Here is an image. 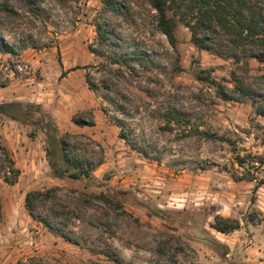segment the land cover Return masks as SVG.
Wrapping results in <instances>:
<instances>
[{
	"label": "rangeland",
	"instance_id": "obj_1",
	"mask_svg": "<svg viewBox=\"0 0 264 264\" xmlns=\"http://www.w3.org/2000/svg\"><path fill=\"white\" fill-rule=\"evenodd\" d=\"M103 1L10 0L17 15L0 16V38L15 51L0 52V103L40 104L60 133L88 136L102 148L92 179L56 178L42 135L0 117V143L20 169L13 184L0 179V264H117L107 252L123 264H264V184L255 189L264 166L235 163L236 155L264 158V116L248 98H224L216 85L231 88L232 72L251 80L264 62L235 63L198 49L178 22L171 44L149 0H120L116 16ZM109 19L115 39L99 48L95 23ZM123 53L145 56L147 68L109 61ZM200 69L213 82L197 79ZM170 108L187 119L171 130L162 118ZM73 117L94 124L79 126ZM53 186L77 215L76 244L25 209L26 192ZM217 215L240 226L218 232Z\"/></svg>",
	"mask_w": 264,
	"mask_h": 264
},
{
	"label": "trees",
	"instance_id": "obj_2",
	"mask_svg": "<svg viewBox=\"0 0 264 264\" xmlns=\"http://www.w3.org/2000/svg\"><path fill=\"white\" fill-rule=\"evenodd\" d=\"M150 5L157 13V27L174 44V28L178 23L184 25L190 33L191 42L201 50H207L220 57H231L235 63L255 58L264 62V0H149ZM104 9L111 15L121 14L120 0H104ZM17 10L10 0L0 1V16L13 17ZM96 44L99 48L111 43L115 39L112 20L95 23ZM102 49H99L100 52ZM0 52L14 54L12 45L0 38ZM109 61L119 66H131L134 62L147 68V58L143 55L123 53L119 56L109 54ZM78 68V67H75ZM209 69H200L196 77L199 80L212 81ZM232 87L220 84L218 93L226 99L230 94L248 98L255 106L258 115L264 116V91L259 84L264 83V73L251 80H245L232 72ZM213 82V81H212ZM92 90V85L87 82ZM228 92V94L226 93ZM0 117L17 122L31 129L29 136L41 134L45 145V156L48 167L56 178L63 180L83 182L93 178V170L102 163V148L88 136L71 132L60 133L47 111L37 103L7 101L0 103ZM166 126L171 130V123L180 124L187 119L175 108L162 113ZM73 122L79 126H92L93 117L85 120L73 117ZM207 137L216 138L198 129ZM100 149L101 156L95 157L93 147ZM235 163L244 166L249 164L264 166V158L254 159L247 156L236 155ZM20 169L17 167L12 152L0 143V179L5 183L13 184L17 181ZM235 180H252V177H238ZM264 184L260 180L255 189ZM59 187L53 186L45 190H30L24 197V206L30 217L49 229V231L65 241L77 243L71 235L76 224L75 211L59 199ZM159 216L157 214H154ZM240 222L237 219L217 215L214 217L212 227L221 233H228L237 229ZM219 250L222 255L228 254V247L215 238L204 237ZM160 247V246H158ZM106 255L116 262L123 264L119 254L107 252Z\"/></svg>",
	"mask_w": 264,
	"mask_h": 264
}]
</instances>
